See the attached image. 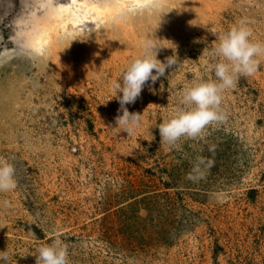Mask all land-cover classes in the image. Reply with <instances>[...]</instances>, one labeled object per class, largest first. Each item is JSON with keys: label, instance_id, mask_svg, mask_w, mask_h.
<instances>
[{"label": "rangeland", "instance_id": "1", "mask_svg": "<svg viewBox=\"0 0 264 264\" xmlns=\"http://www.w3.org/2000/svg\"><path fill=\"white\" fill-rule=\"evenodd\" d=\"M143 1L155 7L113 24L119 8L108 5L131 0H59L79 12L103 8L102 23L90 36L53 23L43 57L0 63V157L17 182L0 192L8 264H35V249L57 233L69 264H264V55L222 93L225 119L172 146L158 128L186 85L216 79L208 64L219 59L218 35L246 19L264 41V0ZM13 3L0 24L5 42ZM151 35L175 45L161 41L170 48L157 59L175 54L177 63L125 105L142 115L129 136L113 128L122 112L110 85Z\"/></svg>", "mask_w": 264, "mask_h": 264}, {"label": "clouds", "instance_id": "2", "mask_svg": "<svg viewBox=\"0 0 264 264\" xmlns=\"http://www.w3.org/2000/svg\"><path fill=\"white\" fill-rule=\"evenodd\" d=\"M19 5V10L6 24L10 29L7 42L0 34V63L10 61L17 53L43 57L47 50L36 46V37L56 22L57 9L63 4L59 0H19ZM108 6L119 8L111 17L113 24L126 22L142 8L155 7L154 4H141L140 0H131L126 8ZM13 8V0H0V24L5 23ZM84 30L90 36L91 30L86 27ZM252 36L246 19H241L218 35L212 54L219 59L208 64L216 79L196 78L181 90L180 106L158 125L161 143L172 146L182 137L196 138L207 125L225 119L220 110L222 93L235 86L239 75H252L257 70L256 57L264 55V41H254ZM161 41L168 40L156 39L153 35L142 39L137 55L128 61L118 79L111 82L113 98L120 105L118 112H122V115L116 116V126L113 128H122L129 136L136 135L142 115L129 112L125 105L135 103L147 82L154 84L165 74L166 68L177 63L175 54L167 57L165 62L157 59L160 49L170 48L163 46ZM8 43L13 47L9 48ZM203 162V158H200L199 163ZM198 168L199 164L194 165L193 173ZM189 178H193L192 173ZM16 187L14 166L6 158L0 157V192H9ZM33 255L36 256L35 264H69L67 245L59 238V233L51 243L39 245ZM9 258L8 250L0 251V261L8 264Z\"/></svg>", "mask_w": 264, "mask_h": 264}, {"label": "bare ground", "instance_id": "3", "mask_svg": "<svg viewBox=\"0 0 264 264\" xmlns=\"http://www.w3.org/2000/svg\"><path fill=\"white\" fill-rule=\"evenodd\" d=\"M141 4H151V2L140 0ZM70 8V7H69ZM66 8V6L60 7L56 13V26L60 22L59 29H62V32H69L71 34H81L85 32L84 28L86 27L89 30L96 29L102 22L98 16L103 14L104 9L99 7L86 8L84 11H76L73 9ZM43 32L41 35L36 37V46L44 47L46 42H40L41 38L45 37ZM47 34V33H46ZM49 34V33H48ZM47 36V35H46ZM48 38V37H47ZM49 42V41H48Z\"/></svg>", "mask_w": 264, "mask_h": 264}]
</instances>
